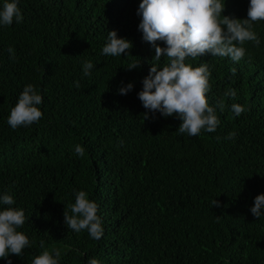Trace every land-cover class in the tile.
<instances>
[{
  "label": "trees",
  "instance_id": "obj_1",
  "mask_svg": "<svg viewBox=\"0 0 264 264\" xmlns=\"http://www.w3.org/2000/svg\"><path fill=\"white\" fill-rule=\"evenodd\" d=\"M139 2L17 0L23 21L0 26V195L11 194V207L29 217L18 230L31 242L22 257L10 254L12 264L53 248L59 264H264V213L250 212L264 194V21L253 26L259 46L247 42L239 62L211 54L188 61L209 66L206 95L220 120L214 132L189 136L178 132V117L144 119L137 93L155 49L138 30ZM248 3L225 0L222 15L246 18ZM109 30L132 42L131 55L102 54ZM137 58L140 67L128 70ZM85 61L95 66L90 76ZM129 82L132 90L119 94ZM28 84L43 97V118L12 129L10 109ZM234 103L248 110L237 117ZM78 191L99 206V240L64 223Z\"/></svg>",
  "mask_w": 264,
  "mask_h": 264
},
{
  "label": "clouds",
  "instance_id": "obj_2",
  "mask_svg": "<svg viewBox=\"0 0 264 264\" xmlns=\"http://www.w3.org/2000/svg\"><path fill=\"white\" fill-rule=\"evenodd\" d=\"M225 9V0H140L137 15L140 17L138 30L142 33V40L151 44L155 49L148 74L142 80V90L137 93L138 99L149 113L159 112L163 117L175 116L181 121L178 132L189 136H198L202 131L214 132L220 120L216 109L210 106L207 93L211 90V72L206 63L194 66L188 61H196L205 55L227 57L233 62H239L245 55L244 45L252 42L259 46L260 39L253 30L256 23L264 21V0H249L247 17L236 18L222 15ZM23 15L18 7L17 0H5L0 7V26L9 27L13 22L19 24ZM158 42L163 43V47ZM133 47L130 40L118 37L115 30H109L107 42L102 48V54L111 57L131 55ZM10 59H15L14 50L9 47ZM166 58L162 65L160 61ZM95 66L91 61H85L82 71L85 76L91 75ZM140 67L137 58L129 63L128 70ZM236 69L231 73L235 75ZM77 88L79 82H75ZM133 88L131 82L118 89L119 94L126 95ZM225 96L235 97L234 89H229ZM43 97L38 94L33 85H26L19 94L18 100L10 109L7 123L12 129L29 127L39 123L43 112L39 105ZM217 107L224 110L223 100L217 102ZM235 116L247 111L240 104H232ZM235 133H229L226 139H235ZM123 144V141H121ZM75 153L84 157L85 148L77 144ZM15 203L9 193L0 195V258L12 264L10 254L23 256V250L30 246L29 238L18 229L22 228L29 219L24 211L11 207ZM212 206L220 207V202L213 199ZM63 211L64 223L75 233L86 231L90 238L99 240L103 236L102 220L98 216V204L88 198V193H75V202ZM251 214L260 218L264 213V194H257ZM44 249V242H40ZM61 250L45 249L35 256L31 264H59ZM88 264H99L95 258Z\"/></svg>",
  "mask_w": 264,
  "mask_h": 264
}]
</instances>
